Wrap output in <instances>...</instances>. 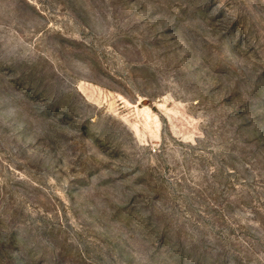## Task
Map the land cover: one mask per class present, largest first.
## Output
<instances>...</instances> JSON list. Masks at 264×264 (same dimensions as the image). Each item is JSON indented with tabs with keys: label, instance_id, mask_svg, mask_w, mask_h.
<instances>
[{
	"label": "rangeland",
	"instance_id": "1",
	"mask_svg": "<svg viewBox=\"0 0 264 264\" xmlns=\"http://www.w3.org/2000/svg\"><path fill=\"white\" fill-rule=\"evenodd\" d=\"M0 264H264V0H0Z\"/></svg>",
	"mask_w": 264,
	"mask_h": 264
}]
</instances>
